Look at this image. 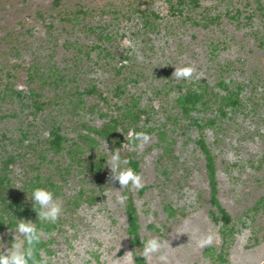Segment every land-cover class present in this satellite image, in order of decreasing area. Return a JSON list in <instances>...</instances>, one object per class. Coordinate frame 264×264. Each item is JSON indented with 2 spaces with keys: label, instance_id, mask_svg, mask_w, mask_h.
Returning <instances> with one entry per match:
<instances>
[{
  "label": "rangeland",
  "instance_id": "rangeland-1",
  "mask_svg": "<svg viewBox=\"0 0 264 264\" xmlns=\"http://www.w3.org/2000/svg\"><path fill=\"white\" fill-rule=\"evenodd\" d=\"M178 1L0 0V159L23 156L9 177L24 203H32L25 183L33 176L57 186L63 211L50 264L133 259L123 188L109 180L112 149L82 127L99 129L108 117L100 119L92 96L74 107L91 85L107 95L120 88L116 107L136 100L149 115L138 126L152 128L149 140L134 150L144 186L130 193L142 253L153 238L163 247L145 262L264 264V0ZM186 66L195 69L191 79H176L175 68ZM190 86L205 99L191 113L196 124L176 107ZM30 89L45 106L28 124ZM51 125L64 138L57 155L46 148ZM199 142L213 158L216 198L230 217L225 228ZM92 159L102 165L97 175L83 168ZM222 231L229 233L223 262ZM206 237L212 243L199 247Z\"/></svg>",
  "mask_w": 264,
  "mask_h": 264
},
{
  "label": "trees",
  "instance_id": "trees-1",
  "mask_svg": "<svg viewBox=\"0 0 264 264\" xmlns=\"http://www.w3.org/2000/svg\"><path fill=\"white\" fill-rule=\"evenodd\" d=\"M189 2L192 6L197 5L196 0H189ZM178 3L182 4L183 2L182 0H179ZM34 75V73L28 74V83H33ZM46 80L47 79H43L41 83L45 84ZM60 80L61 79L59 77L57 80L52 79L49 81L50 83L55 85L58 84L57 81ZM38 88L41 89L40 86H38ZM30 93L32 110H30L26 115V121L28 124L32 123L36 115L41 112V110L45 106L44 102H40L38 100V98L41 97L39 92H34L32 89H30ZM16 95L18 97L20 96L19 93H16ZM121 95L122 92L118 87H116L114 91L110 93V95H107V93L105 94L103 92H100L95 88L94 85H91L87 90H84L80 93L78 92V95L76 96V104L74 105V107L82 104V98H80L82 96H92L96 98L97 103L95 105V108L97 114L99 115L100 119H106V117H108V120H106L103 126L99 129L90 128L85 125H82V127L95 134L102 141H105L110 146L112 151L118 149L122 160L129 161L127 167H131L137 174H139L138 161L135 159L134 151L130 150L132 147L135 148L137 141H135L133 144V142L130 140V133L133 131L136 133H150L152 131V128L142 130L138 127L140 123H147L149 121V115L145 109L138 108L136 100H134L129 106L127 105L122 108L116 107V103ZM204 103V95L198 88L192 86L187 87L184 90V93L176 99V107L179 113V117L188 120L192 119V123L196 124L198 121L191 117V113L197 110V105H204ZM111 110L113 111V114H111ZM59 130L60 129L58 126L51 125L50 131L48 133V138L45 141L47 144V151H50L55 155L59 154L64 142V138L60 135ZM159 135L160 137H162V132H159ZM82 139L87 142L90 147H92L94 142L93 139L88 138L87 136L82 137ZM200 147L206 161V169L212 204L217 208V211L220 215L222 227L225 228V225L228 224L230 217L220 207L216 198V180L213 158L211 157L210 152L205 148L203 143H200ZM22 158L23 156L18 153V155H7L6 157L0 159V236L7 233L8 235H6L8 238V244L10 246L14 233H10L9 230H15L17 220H30L36 223L37 227L43 232L44 237L42 236L41 243L38 246L39 249L45 254V256L51 255L52 252L49 249V245L53 241L52 233L56 230H59L58 226L60 225V220H58L55 224L41 223L39 220H37V214L33 210V203H24L23 201H21L19 194H16L14 192L12 181L9 175L14 171L16 164L21 161ZM76 161L79 164L81 163L78 158L76 159ZM101 167L102 165L99 160L96 161L92 159L91 166L88 168H83L86 172L89 171L94 175H97L100 173ZM25 184L26 191L28 194H30V200L32 190L37 187L46 188L52 191L54 195H57V186L51 180H49L48 177L45 178L44 183H42L39 176L35 175L33 176L32 180H29L28 183ZM130 186L131 185H129V187L127 188H123L122 190L123 196L127 197L124 208L127 219L126 234L129 237L130 248L133 249L132 257L134 258L135 264H147L141 251L142 243L139 239L138 234L139 226L137 213L133 203L132 194L130 193ZM142 192L143 190H141L139 193ZM24 197L25 196H23V198ZM80 197L81 195H79L77 199H74L72 201V204L74 206L78 205V199H80ZM86 199L88 203H92V198L88 197ZM211 216L214 221L218 220L217 216H215L214 214H211ZM221 233L224 245L222 246L221 253L217 256V259L223 262L226 247L225 245L228 241L229 233L228 231H222ZM6 235L3 236L2 239L5 238ZM45 237L47 238L46 240ZM47 261L48 264H50L48 259Z\"/></svg>",
  "mask_w": 264,
  "mask_h": 264
},
{
  "label": "clouds",
  "instance_id": "clouds-1",
  "mask_svg": "<svg viewBox=\"0 0 264 264\" xmlns=\"http://www.w3.org/2000/svg\"><path fill=\"white\" fill-rule=\"evenodd\" d=\"M195 69L191 66L175 68L172 73L176 79H191ZM143 139L144 142L149 140L146 133H130V140L133 142ZM107 147V145H106ZM130 150H135L132 147ZM110 158L111 175L110 182L119 184V188H127L131 185L135 189H140L144 185L142 178L131 167H127L128 160H124V167H121V156L119 150H113ZM127 197L121 195L118 200L121 204L126 201ZM31 201L33 210L37 214V220L41 223L55 224L61 217L63 206L54 193L46 188L37 187L32 190ZM14 233L10 246H5L0 242V264H48L45 254L39 249L43 232L36 223L30 220H17L15 230H9ZM2 241V237H0ZM212 239L210 237L203 238L199 243V247L210 245ZM163 247V242L157 238L150 239L143 247L142 255L144 257L158 253ZM130 255V252H125ZM166 260V257H162ZM127 264H135L134 258Z\"/></svg>",
  "mask_w": 264,
  "mask_h": 264
}]
</instances>
